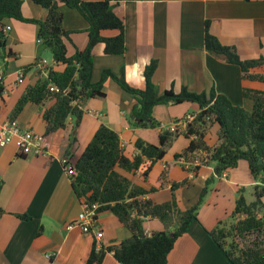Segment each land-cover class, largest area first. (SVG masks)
Masks as SVG:
<instances>
[{"label":"crops","instance_id":"0c3cea01","mask_svg":"<svg viewBox=\"0 0 264 264\" xmlns=\"http://www.w3.org/2000/svg\"><path fill=\"white\" fill-rule=\"evenodd\" d=\"M22 2L25 19L46 18L47 10L33 0ZM111 5L124 23L127 51L109 56L104 52V44L97 45L93 83L101 80L105 70L116 76L124 70L127 83L144 90L146 67L156 61L153 82L161 93L171 89L180 92L184 87L197 94L210 93L214 88L235 105L253 109L254 102L244 96V91L264 92V64L249 71L255 79L246 78L239 67L207 51L206 25L209 23V32L222 45L235 47L243 61L264 58V0H137L113 1ZM60 9L63 27L71 32V40L66 43L72 56L76 49L87 47L89 24L77 10L63 3ZM5 25L11 27L6 33L7 53L13 55L5 56L0 50L3 78L0 83L4 86L0 123L17 120L41 135L46 154L21 155L15 144L0 147V207L4 211L0 218V264H87L94 249L100 252L118 245L130 238L131 233L108 212L100 215L99 230L103 233L100 240L94 233L67 229L83 211L84 201L75 194L74 177L67 174L65 161L74 165L103 124L119 134L124 154L133 158L139 154L136 141L159 145L163 131H169L178 119L195 116L199 107L191 103L160 105L153 111L160 128H133L128 118L136 100L110 78L104 85V98L84 103L83 117L76 131V120L70 117L65 130L46 135L43 112L54 101L49 100L42 106L28 104L19 114L15 109L29 87L47 79L48 69L61 71L63 67L56 65L52 52L39 41L35 24L8 19ZM104 35L113 37L117 32L107 31ZM44 60L46 67L39 65ZM20 74L24 76L23 84L18 83ZM218 132L219 126L215 125L206 138L209 146L217 144ZM74 134L76 142L72 145ZM189 143L190 140L180 137L146 176L143 170L122 173L146 190L145 199L163 204L175 198L181 211L198 202L207 181L214 177L197 220L178 239L168 264H231L210 232L231 216L239 195L251 194L250 189L260 182L253 178L246 161H240L236 168L219 177L214 164H203L197 169L191 165L186 167L176 161V155ZM245 198L248 203L255 200L254 197L249 202ZM145 227L149 236L164 230L163 224L153 218L146 220ZM102 264L119 263L112 253H107Z\"/></svg>","mask_w":264,"mask_h":264},{"label":"trees","instance_id":"16d2710c","mask_svg":"<svg viewBox=\"0 0 264 264\" xmlns=\"http://www.w3.org/2000/svg\"><path fill=\"white\" fill-rule=\"evenodd\" d=\"M113 1L137 0H33L36 5L47 10L44 19H25L22 0H0V50L5 56L13 55L7 53L5 31V21L13 19L35 24L39 41L52 52L56 65L63 67L61 71L48 69L47 79L29 87L15 109V113L19 114L28 104L42 106L49 100L54 101V105L43 112L46 135L65 130L70 117L76 120V131L83 117L84 103L90 99L104 98V85L110 78L136 100L129 116L133 128H160L161 124L153 116L154 108L160 105L191 103L199 107V112L185 128L177 127L173 132L163 131L159 145L136 141L139 154L133 158L124 154L116 131L104 124L99 127L74 164L76 174L73 176V189L84 203L98 204L99 213L108 212L117 217L130 231L131 237L100 252L94 249L87 264H102L107 253H112L119 264H168L169 255L178 239L197 220L215 179L212 177L207 181L193 207L181 211L175 198L163 204L145 199L148 194L146 190L136 185L125 173L135 174L143 170L146 176L152 165L163 160L180 137H185L190 143L182 153L176 155V161L184 159L185 164L191 167L197 161L204 165L214 164L215 174L219 177L236 168L240 161L248 163L251 175L260 182L254 188L255 200L248 203L241 193L231 216L220 221L210 235L231 264H264V92L244 91V96L254 102L251 111L235 105L214 88L210 93L197 94L186 87L180 92L171 89L161 93L153 82L156 61L146 67L144 90L131 87L126 81L124 70L119 76L105 70L101 80L93 83L94 50L97 45L104 44V52L109 56L123 55L127 51L125 26L113 11ZM61 3L77 10L89 24L87 47L76 49L72 56L68 54L66 43L71 40V32L63 27ZM107 31H116L117 35L107 37L104 35ZM205 47L211 54L223 57L229 64L239 67L246 78L255 79L249 71L264 64V58L243 61L235 47L222 45L209 32V23L206 25ZM50 85H54L57 91L52 92ZM3 92L4 86L0 83V97ZM215 125L219 126L218 142L211 147L206 138ZM75 142L74 134L71 144ZM3 213L0 207V218ZM150 218L158 219L164 230L149 236L145 223Z\"/></svg>","mask_w":264,"mask_h":264},{"label":"built area","instance_id":"2783aa9c","mask_svg":"<svg viewBox=\"0 0 264 264\" xmlns=\"http://www.w3.org/2000/svg\"><path fill=\"white\" fill-rule=\"evenodd\" d=\"M11 30V27H6V33ZM39 65L46 67L47 61H41ZM2 75L0 74V82L2 81ZM24 76L23 74L19 75L18 83L23 84ZM50 90L52 92L57 91V88L54 85H50ZM195 116L189 115L184 119H178L173 123L172 128L169 130L170 132L175 131L177 127L185 128L186 125L193 121ZM11 144H15L19 153L21 155L29 156V155H45V142L43 141V137L34 131L25 128L22 126L17 120L7 121L5 123H0V147H6ZM180 163H183L186 167L190 166L189 164H185L184 159H180ZM203 165L201 162H195L193 168L200 167ZM65 167L67 169V174L69 176H74L76 172H74V165L65 161ZM84 209L80 213L78 219L70 223L67 226L68 230H72L74 228H79L83 233H94L96 239H102L103 233L99 230L100 226V215L98 204H87L84 203Z\"/></svg>","mask_w":264,"mask_h":264},{"label":"rangeland","instance_id":"374dc122","mask_svg":"<svg viewBox=\"0 0 264 264\" xmlns=\"http://www.w3.org/2000/svg\"><path fill=\"white\" fill-rule=\"evenodd\" d=\"M130 116V115H129ZM128 122L130 124V119L128 118ZM251 190V194L250 193H246L245 194V197L247 196L248 199H249V202H252L254 197H253V193H254V189H250ZM127 230V229H126ZM128 231V230H127Z\"/></svg>","mask_w":264,"mask_h":264}]
</instances>
